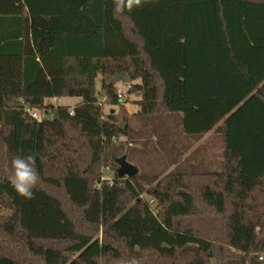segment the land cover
Listing matches in <instances>:
<instances>
[{
  "label": "trees",
  "instance_id": "16d2710c",
  "mask_svg": "<svg viewBox=\"0 0 264 264\" xmlns=\"http://www.w3.org/2000/svg\"><path fill=\"white\" fill-rule=\"evenodd\" d=\"M113 8L0 0V264H264V3ZM133 121L174 166L152 190L158 176L117 174ZM29 154L26 200L4 166Z\"/></svg>",
  "mask_w": 264,
  "mask_h": 264
},
{
  "label": "rangeland",
  "instance_id": "374dc122",
  "mask_svg": "<svg viewBox=\"0 0 264 264\" xmlns=\"http://www.w3.org/2000/svg\"><path fill=\"white\" fill-rule=\"evenodd\" d=\"M122 79V77H118L115 82L122 93V101L126 105L130 114L137 113L139 107L133 102L138 101L139 98L128 96V88L126 87L125 82ZM100 88L101 79L99 78L97 80V90H100ZM80 101V98H70L65 100H58L57 102L62 105L73 107ZM116 110V108L112 109L109 106L104 107V111L106 114H108L109 112H111V114H114ZM121 125L123 129H126L125 122H121ZM128 125H130L129 127H131V129L134 131L137 144L131 143L129 138L122 139L123 142L128 144L127 149L124 150V153H126L125 155L129 154L130 161H128L138 169L140 176H158V180L153 185L147 186L148 189L152 190L156 187L158 181H160L169 172L173 171L174 166L170 167L167 171L161 172L162 165L160 164L159 146L158 144H156L157 135L155 132H152L149 126H146L142 121H133ZM155 126H158V124H156ZM131 134H133V132ZM133 147L135 148L136 153L132 155L130 150H133ZM106 179L107 181L112 182L113 177L108 176ZM0 210H3V208L0 207Z\"/></svg>",
  "mask_w": 264,
  "mask_h": 264
},
{
  "label": "clouds",
  "instance_id": "9594fccd",
  "mask_svg": "<svg viewBox=\"0 0 264 264\" xmlns=\"http://www.w3.org/2000/svg\"><path fill=\"white\" fill-rule=\"evenodd\" d=\"M150 2L152 0H114L113 15L118 17L126 12L130 13ZM35 161L36 156L34 154L17 155L10 161V165L4 166V171L8 173L7 178L15 192L26 200L34 199L33 189L40 183ZM12 214L10 209L0 210V216L8 217Z\"/></svg>",
  "mask_w": 264,
  "mask_h": 264
},
{
  "label": "water",
  "instance_id": "95a60500",
  "mask_svg": "<svg viewBox=\"0 0 264 264\" xmlns=\"http://www.w3.org/2000/svg\"><path fill=\"white\" fill-rule=\"evenodd\" d=\"M48 120L50 121L51 120V117H47ZM117 164H118V169H117V174L120 176V177H128V178H132L134 177L135 175L138 174V169L133 166L132 164H130L128 161H127V158L124 156L120 159L117 160ZM185 250L187 251H194V252H198V248H195V247H187Z\"/></svg>",
  "mask_w": 264,
  "mask_h": 264
},
{
  "label": "built area",
  "instance_id": "2783aa9c",
  "mask_svg": "<svg viewBox=\"0 0 264 264\" xmlns=\"http://www.w3.org/2000/svg\"><path fill=\"white\" fill-rule=\"evenodd\" d=\"M32 117L37 119V120H41V116L37 113V112H30ZM70 115H73V111L70 112Z\"/></svg>",
  "mask_w": 264,
  "mask_h": 264
},
{
  "label": "crops",
  "instance_id": "0c3cea01",
  "mask_svg": "<svg viewBox=\"0 0 264 264\" xmlns=\"http://www.w3.org/2000/svg\"><path fill=\"white\" fill-rule=\"evenodd\" d=\"M251 2H256V3H264V0H249ZM201 144V143H200Z\"/></svg>",
  "mask_w": 264,
  "mask_h": 264
}]
</instances>
